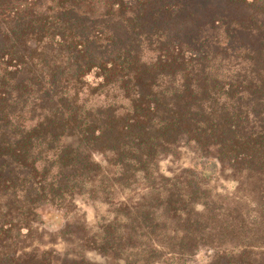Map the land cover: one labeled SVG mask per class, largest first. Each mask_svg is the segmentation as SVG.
Instances as JSON below:
<instances>
[{"label":"trees","instance_id":"16d2710c","mask_svg":"<svg viewBox=\"0 0 264 264\" xmlns=\"http://www.w3.org/2000/svg\"><path fill=\"white\" fill-rule=\"evenodd\" d=\"M216 1L0 0V264H98L27 254L20 244L48 208L73 215L82 196L111 207L140 183L147 199L113 209L127 223L99 225L84 243L128 251L137 229L166 235L159 215L186 231L178 246L188 253L256 228L189 172L160 175L157 163L185 138L260 180L253 222L262 228L264 0ZM226 6L254 12L235 17ZM113 21L147 39L152 53L116 47ZM261 256L217 252L208 264H264Z\"/></svg>","mask_w":264,"mask_h":264},{"label":"rangeland","instance_id":"374dc122","mask_svg":"<svg viewBox=\"0 0 264 264\" xmlns=\"http://www.w3.org/2000/svg\"><path fill=\"white\" fill-rule=\"evenodd\" d=\"M216 2V0H211L213 4ZM226 7L235 17L248 16L254 12L251 8ZM113 28L116 34V47H119L121 51L138 50L144 57H147L150 52L152 53L147 39L132 36L127 32L122 22L113 21ZM147 29L148 27H146ZM181 29L180 26H177L171 31V34H180L178 32ZM52 56H49L50 60ZM53 60H51L52 63L55 61ZM55 62L57 66L63 64L60 61ZM70 141L75 142L73 139ZM97 159L101 160L99 156ZM156 169L161 176L169 179L179 175L182 179V175L189 172L211 196L217 198L219 202H224L230 209L238 208L240 212L242 211L250 228H256L242 231L244 233L239 237L237 235L227 237L220 243L218 249L201 245L188 253L179 249L178 246L185 242L182 238L185 237L186 231L179 233L180 230H174L177 224L173 220L159 215V226L166 235H159L157 238L156 235L150 234V230L137 229L136 233L139 237L130 245L128 251L119 250L116 253L104 254L84 243L82 241L84 234H93L99 225L108 224L110 221L121 225L127 223L125 217L113 209L118 201L142 202L147 199V195L142 197L139 194L142 192H139L138 189L143 187V183H140L135 189L128 191V194L117 193L118 201L111 207L107 206V203H100L89 196H82L76 199L78 210L73 215H66L58 210L48 208L49 212L47 210L42 212L37 231L27 243L20 244V246H23L22 248L27 254L54 251L56 258L61 262L85 257L98 264H151V262L165 264L172 261L178 264H208L217 252H224L228 255L245 253V256L248 257L245 261H249L251 256L254 257L264 250V234L261 232L264 225L261 228L259 224L255 225L253 222L261 212L258 194L260 180L258 178L249 177L246 173H235L228 165L222 164L215 158L204 156L197 145L187 138L181 140L169 155L164 156L157 163ZM157 179H159L158 188L166 183V180L160 176ZM153 195L156 196V194ZM262 200L264 201V199ZM196 208L198 211L204 210L202 204L197 205ZM231 213H234L233 210ZM68 224H70V228L67 227ZM77 225L79 226L77 227ZM132 225L135 228L137 226ZM146 230L149 233L148 237L152 239L147 240ZM263 257H259V260H262Z\"/></svg>","mask_w":264,"mask_h":264}]
</instances>
